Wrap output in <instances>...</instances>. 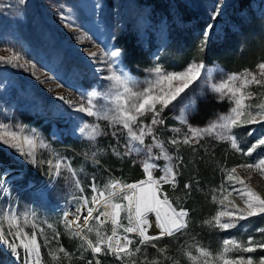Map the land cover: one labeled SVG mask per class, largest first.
Segmentation results:
<instances>
[{
    "label": "rangeland",
    "instance_id": "rangeland-1",
    "mask_svg": "<svg viewBox=\"0 0 264 264\" xmlns=\"http://www.w3.org/2000/svg\"><path fill=\"white\" fill-rule=\"evenodd\" d=\"M165 1L166 6L162 8L163 11H160L154 6L152 0H24L23 4L19 0H0V56L11 55L10 52L5 51L11 48L20 54L22 59L18 63L23 65V67H13L0 63V124L5 125V127H0V137L11 141L8 134L15 132L21 139L25 135L38 136L49 145L48 148H40L37 145L35 149L37 164L33 165L19 152L0 142V149L6 153L8 158L6 161H0V175L6 170L9 172V175L3 177L9 192L0 195V212L7 209L9 212L14 210L18 215L23 212L36 213L38 217L37 240L41 245V264H87V261L92 259V253L90 250L84 251L87 245L83 244L79 237L73 236L72 230L66 225L60 223L61 206L75 203L72 197L81 195L74 182L70 183L65 179V177H70L71 173L66 168H62L61 177L53 180L49 174V165L39 162L52 160L55 163V156L66 158L76 171L84 189L83 195L90 199L89 185L93 176L96 178L98 188L101 189L110 180L119 179L125 183L136 182H130V175L122 169H118L119 174L107 169L102 160L107 154L122 163L131 162V165L137 163L142 165L145 159L144 153L123 155L127 132L122 129L121 125L114 126L110 120L78 113L57 98L63 95L74 102H80L81 94L89 91L105 93L110 91L112 82L104 79L107 75L105 65L97 63L99 58L92 59L89 54L102 49L108 52L119 50L121 55L117 59L116 66L125 69L133 79L141 82L142 87L143 81L149 75L146 70L153 66L154 58L158 56L162 64V56L172 43L180 42L181 39L183 42L184 37L191 34L194 36L197 50V46L203 39V32L210 23L213 24V28L210 30L209 38L220 42L229 32L238 31L239 25L235 21L246 10V8L238 9L234 21L230 18V14H227L233 0H223L220 13L216 20L212 21L211 14L215 10L214 5L220 3L221 0H180L183 10L190 17L185 20L173 0ZM251 10L250 25L254 24L255 46L258 50L264 51V0H251ZM126 27L132 29L136 41L147 51L151 59V64L141 69V74L129 68L125 61L124 50L116 42V37ZM193 59L195 58H192L190 62ZM261 62L264 61L260 59L247 70L256 71L257 64ZM205 66L212 72V77L217 82L224 74H239L245 70L229 72L217 63ZM185 67L166 70L182 71ZM97 69H104V71H97ZM205 78L206 72L202 73L201 79L195 81L182 94L183 98L175 111L165 110V121L169 126L167 130H164L161 125H157L156 135L164 143L169 155L173 157L174 165L179 162L178 156L183 150H186L184 154L192 156L189 159H193L194 156L201 155L199 150H204L206 153L212 145L220 147L225 158L232 156L238 162L230 166L223 162L220 164L215 162L218 166L216 168L218 183H213L209 188L208 206L203 207L200 216L194 215L189 208H186L190 214V227L184 235L165 237V240L158 242L161 247L167 246V252L163 256L150 246H142L141 252L126 259L125 264H132V261L141 264L145 254L149 260L154 257L158 258L160 264H204V259H209V264H212L213 258L222 251L224 238L234 237L239 241H247L249 237H252L254 241H264V233L257 231V229L264 228V218L256 220V217L264 214L239 221L234 228L226 231L208 227L203 223L219 208V205L213 202L212 196L219 195V192L214 193L213 189L218 190L221 184H226L224 169H231L238 164L264 157V147L258 148L251 157H245L240 152H236L228 142L219 141L212 136H206L199 144L191 146L184 144L174 146L167 142L173 136L182 139L184 133L187 132L185 126L173 119V116L178 115L179 109L185 104L194 101L196 105L199 100L208 98L226 101L230 109L229 101L219 100L217 94L213 93L204 82ZM249 90L264 92V89L255 85H250ZM84 99L86 101V96ZM96 103L107 105V101L103 99H98ZM107 106L110 107V105ZM229 109L226 112L216 113L199 127H205L217 115L227 114ZM192 113L189 115L190 124H192L190 122ZM150 115L143 118L146 123L150 122ZM77 117L80 119H76ZM84 124L98 125L102 134L95 140H89L79 132V127ZM173 128H181V132L174 133ZM253 128L256 132L249 136L248 131ZM115 129H119L117 138L112 135ZM234 132L237 134L239 146L246 151L259 134L264 133V125H244L234 129ZM68 137H71L73 142H68ZM145 143L151 144V137H146ZM197 145L201 148H192ZM113 147L121 153L120 156L114 154ZM93 152L96 153L94 157ZM153 152L158 153L159 149L154 148ZM96 161L99 163L97 164ZM156 163L163 166L165 161L159 160ZM154 175L158 177L161 172L157 170ZM236 175L245 179L253 190L264 195V177L259 172L237 168ZM194 179V183L198 185L197 178ZM30 186L33 187L32 190H28ZM190 195H193V190ZM230 199H235V196ZM236 202L241 207L243 206L239 200ZM183 203L182 199L180 204ZM122 222L126 224L127 220ZM21 223H23L22 216ZM90 223L95 225L94 220ZM48 224H52L53 228H48ZM40 228L44 229V235H39ZM153 229L157 228L153 226L149 231ZM106 230L105 226L101 229L108 235ZM25 231L31 235L30 224L25 227ZM5 232L7 233L6 224ZM56 233H59L58 237ZM84 234L95 242V232L87 233L85 230ZM45 237H47V244ZM82 244L83 247H81ZM196 246L203 247L210 252L211 257H200ZM60 247L65 249L67 256L58 252ZM187 252L200 258L192 260L186 254ZM53 253L56 256L55 259ZM227 255L231 258L241 255L246 258L252 256L254 261L258 262L261 257H264V249L256 248L252 253L234 250ZM107 261L108 264H121L119 260L110 261L108 259ZM0 264H17L15 258L2 244H0ZM20 264H23L22 259Z\"/></svg>",
    "mask_w": 264,
    "mask_h": 264
},
{
    "label": "snow or ice",
    "instance_id": "snow-or-ice-1",
    "mask_svg": "<svg viewBox=\"0 0 264 264\" xmlns=\"http://www.w3.org/2000/svg\"><path fill=\"white\" fill-rule=\"evenodd\" d=\"M19 2L23 4L24 0H19ZM222 2L223 0L214 5L215 10L211 14L212 21H215L220 13ZM212 28L213 24L207 25V29L203 32V39L197 46L201 54L207 45ZM5 51L10 52L11 55L0 56V63L13 67H23L18 63L22 59L18 52L11 48L5 49ZM89 55L92 59L99 58L97 63L105 65L107 75L104 76V79L112 82L110 91L107 93L89 91L86 94H81L82 100L80 102H74L63 95L57 98L67 103L69 108L75 109L78 113L110 120L114 126L121 125L122 129L127 132L123 155L145 154V159L141 165L144 178L134 183H125L119 179L110 180L101 189L98 188L96 178L93 176L89 185L91 190V198L89 199L88 196L83 195L84 189L76 171L66 158L55 156V163L52 160H41L39 163L49 165V174L53 180L60 178L61 169L66 168L71 173L70 177H65L66 181L74 182L75 187L81 192L79 197H72V201L78 202V206H75L74 212L64 211L63 222L68 229L72 230L73 236L79 237L83 244L87 245L84 251H91L92 259L88 260L87 264H93V262L101 264L99 259L101 255L114 256L116 260L121 261V264H125L126 259L141 252L142 246H150L163 256L167 252V246L161 247L158 242L165 237L184 235L189 228L190 214L186 208L179 205L174 206L169 196L162 190L164 184L170 185L173 189L176 188L179 162L177 165L172 163L173 157L169 155L164 143L156 135V126L165 125V110L175 111L183 98L182 94L195 81L201 79L202 73L206 72L204 82L213 93L217 94L219 100L227 99L229 101L231 105L229 112L217 115L205 127L193 126L189 123V115L195 111V102L185 104L179 109V114L173 116V119L185 126L187 132L184 133L182 139L173 136L167 142L174 146L180 144L191 146L199 144L206 136H212L219 141L228 142L236 152H240L243 156L251 157L258 148L264 147V133L259 134L255 142L246 151H243L238 144L234 129L244 125H264V92L249 90L250 85L264 89V62L257 64L256 71L245 69L239 74H224L222 79L217 82L213 79L212 72L207 70L202 62H196L193 59L182 71H167L157 56L154 58L153 66L146 70L149 75L141 87V82L133 79L125 69L116 66L117 59L121 55L119 50L108 52L102 49ZM97 71H104V69H97ZM98 99L107 101V105L110 107L98 105L96 103ZM148 114H151L150 122L146 123L143 118ZM76 119L80 118L77 117ZM0 127H5V125L0 124ZM172 131L180 133L181 128H173ZM79 132L89 140H95L97 136L102 134L98 125L89 126L88 124L79 127ZM118 132L119 129L112 132L114 138H117ZM255 132V128L250 129L248 135L251 136ZM8 135L11 141L0 137V142L19 152L24 159L33 165L37 164L35 152L37 145L40 148L49 147L38 136L25 135L21 139L15 132ZM146 137H151V144L145 143ZM154 148L159 149V152L154 153ZM112 150L115 155H121L115 147ZM95 155L96 153L93 152L92 156ZM159 160L165 161L163 166L156 163ZM96 163L98 164L99 161ZM237 168L246 169L249 172L257 171L264 177V157H259L252 162L238 164L231 169H224L226 184H221L218 190L213 189V192L218 191L219 195L214 194L212 196L213 202L218 204L219 208L203 221L208 227L226 231L234 228L239 221L264 214V195L253 190L245 182V179L236 175ZM157 170L161 172L158 177L154 175ZM7 175H9L7 170L0 175V195L9 192L7 183L3 179ZM184 188L188 190L186 195L191 194L189 183H185ZM233 196L235 199H230ZM237 200L242 203V207L236 202ZM85 209L87 215H83ZM150 214L155 216L154 222L150 221ZM69 215L73 216L72 220L67 219ZM21 216L23 223H21ZM37 219L35 212H23L20 215L14 210L9 212L5 209L0 212V244L11 253L17 264H20L21 259L23 264H41V245L38 243L36 231ZM93 220L95 225L90 223ZM123 220H127V223H123ZM108 222L112 226L110 235L101 231ZM153 223L158 231L155 234H149V229L153 227ZM5 224L7 225V233L5 232ZM29 224L32 227L31 235L25 231V227ZM47 226L53 228L52 224ZM85 230L87 233L95 232V242L84 234ZM257 231L264 233V228L257 229ZM130 234H134L138 240H135ZM39 235H44L43 228H40ZM58 236L59 233H56V237ZM45 243H48L47 237H45ZM133 245H135L134 250L131 247ZM256 248L264 249V241H254L252 237H249L247 241H239L234 237L224 238L222 251L213 258L212 264H264V257L255 262L252 256L246 258L241 255L231 258L227 255L234 250L252 253ZM196 251L200 257H211V253L203 247L196 246ZM58 252L65 256L68 255L63 247H60ZM186 254L192 260L200 258L192 256L191 252ZM53 258H56L55 253H53ZM145 262L147 264H160L158 258L154 257L149 260L146 254L141 264H145ZM132 264H136V262L132 261ZM204 264H209V259H204Z\"/></svg>",
    "mask_w": 264,
    "mask_h": 264
},
{
    "label": "trees",
    "instance_id": "trees-1",
    "mask_svg": "<svg viewBox=\"0 0 264 264\" xmlns=\"http://www.w3.org/2000/svg\"><path fill=\"white\" fill-rule=\"evenodd\" d=\"M152 1L154 6L160 9V11H163L162 8L166 6L165 0ZM173 2L184 19L188 20L190 17L186 11L183 10L180 0H173ZM230 7L231 8L227 10V14H230V18L234 21L236 11L246 8L244 14H241L237 21H235L239 25L238 31L234 33L229 32L220 42H216L214 39L209 38L202 54L198 49L196 50L193 39L194 36L189 34L184 37L183 42L181 39L180 42L172 43L166 50L161 59L163 67L165 69H182L192 58H195V60L205 65L217 63L229 72H239L243 69L252 68L260 59L264 61V51L262 49L258 50L255 46L254 39L256 36L253 29L254 24L250 25V21H252L251 0H233ZM131 30L132 29L129 27H126L124 31H121L116 37V42L124 50L125 61L129 68L133 72L141 74V69L151 64V59L147 51L136 41ZM228 109L229 104L226 101L208 98L199 100L195 105V111L190 117V122L195 126L203 125L216 113L226 112ZM161 126L164 130H167L169 124L165 121V125ZM67 141L71 142V137H68ZM198 147L197 145L192 148ZM185 151L186 150H183L180 156H178L179 175L177 177L176 188L173 189L170 185L164 184L162 190L169 196L174 206L179 205L184 208H189L194 215L200 216V213L204 209L203 207L208 206L210 186L213 183H218L216 177V168H218V166L215 165V162L217 161L218 164L223 162L230 166L238 161L234 160L232 156L225 158L223 150L213 145L206 152L208 154H206L204 150H199L201 155H196L193 159H189V157L192 156L184 154ZM7 159L6 153L0 149V161H6ZM102 160L106 168L111 172L119 174L118 169L126 171L130 175V182L140 180L144 176L142 167L139 163L134 165H131V162L122 163L110 154H107ZM194 178H197L199 186L194 183ZM185 183L191 185L193 195H186L188 190L184 188ZM195 193L197 195H195ZM181 198L183 199V204H180L182 201ZM259 218H264V215L256 217V220H260ZM104 226L107 228L106 233L109 234L111 232V226L109 224H105ZM211 231L214 230L211 229ZM130 235L135 240H138V237H135L134 234ZM132 248H135V245H133ZM99 259L101 260V264H108V259H110V261L116 260L115 257L111 255H101Z\"/></svg>",
    "mask_w": 264,
    "mask_h": 264
},
{
    "label": "built area",
    "instance_id": "built-area-1",
    "mask_svg": "<svg viewBox=\"0 0 264 264\" xmlns=\"http://www.w3.org/2000/svg\"><path fill=\"white\" fill-rule=\"evenodd\" d=\"M75 206H78V202H75V203H72V204H66V205H63V206H61V213H60V222H61V224H63V225H65V223L63 222V220H64V218H63V213H64V211H70V212H74V210H75ZM90 206V205H89ZM101 210H103V209H101ZM94 214H96V213H94ZM83 215H87V211H86V209L85 210H83ZM68 220H72L73 219V216L72 215H69L68 216V218H67ZM106 224H111L110 222H108V223H106ZM111 234V233H110ZM109 234V235H110Z\"/></svg>",
    "mask_w": 264,
    "mask_h": 264
},
{
    "label": "bare ground",
    "instance_id": "bare-ground-1",
    "mask_svg": "<svg viewBox=\"0 0 264 264\" xmlns=\"http://www.w3.org/2000/svg\"><path fill=\"white\" fill-rule=\"evenodd\" d=\"M33 189V187H28V190H32ZM154 220H155V216L154 215H151L150 216V221H152V222H154ZM153 226H154V223H153ZM155 227V226H154ZM158 231V229H153V230H150L149 231V234H155L156 232Z\"/></svg>",
    "mask_w": 264,
    "mask_h": 264
}]
</instances>
